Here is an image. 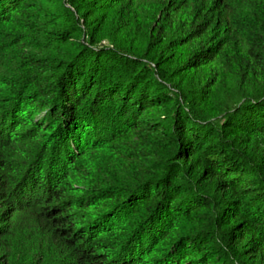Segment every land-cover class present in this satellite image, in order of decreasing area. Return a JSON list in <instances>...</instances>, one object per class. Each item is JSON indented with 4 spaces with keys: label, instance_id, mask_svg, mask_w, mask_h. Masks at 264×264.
Here are the masks:
<instances>
[{
    "label": "trees",
    "instance_id": "trees-1",
    "mask_svg": "<svg viewBox=\"0 0 264 264\" xmlns=\"http://www.w3.org/2000/svg\"><path fill=\"white\" fill-rule=\"evenodd\" d=\"M0 264H264V0H0Z\"/></svg>",
    "mask_w": 264,
    "mask_h": 264
}]
</instances>
